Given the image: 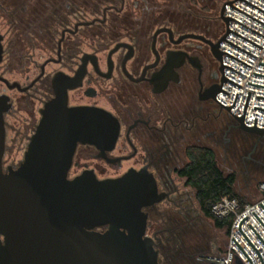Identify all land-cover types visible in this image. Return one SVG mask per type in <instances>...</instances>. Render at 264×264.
I'll return each mask as SVG.
<instances>
[{
  "label": "flooded vegetation",
  "instance_id": "1",
  "mask_svg": "<svg viewBox=\"0 0 264 264\" xmlns=\"http://www.w3.org/2000/svg\"><path fill=\"white\" fill-rule=\"evenodd\" d=\"M140 10L141 1L118 0L97 15L80 11L68 15L52 46L31 49L22 57L20 68L14 66V61L11 71L18 72L24 84L11 82H18L26 90H9L17 92L10 97L6 85L0 82L6 87L0 95H8L12 104L5 115L3 167L7 172L21 164L41 119L40 111L55 97V85L61 87L63 81L74 78L69 85L78 86L68 89V105L110 112L120 123V135L112 152L102 153L96 146L80 144L69 177L86 170L101 180L118 178L132 169L146 168L152 173L164 199L144 210L148 215L147 235L156 241L160 264H170L169 252L184 245L174 232L177 235L195 229L197 223L190 217L197 211L193 203L197 202L195 191L181 176L189 163L190 150L209 149V139L224 144V129L233 128L251 138L237 143L241 149L249 145L253 151L259 148L264 153V136L238 129L229 113L208 98L210 88L220 79L219 65L209 45L193 38L177 43L189 34L216 42L213 37L179 33L169 27L146 30L135 26L121 31L116 40H108L112 28L90 30L107 26L110 14L131 11L130 21L143 20ZM210 31L215 34L213 29ZM38 51L46 55L42 63L36 59ZM4 58L5 46L3 61ZM56 75L59 80L54 83ZM124 166L127 169L122 174L105 176L107 170L120 171ZM199 213L202 215L201 210ZM0 241L4 244L3 235ZM203 246L198 241L190 246L194 254L181 251L178 257L171 258L186 259L189 264H211V255Z\"/></svg>",
  "mask_w": 264,
  "mask_h": 264
},
{
  "label": "water",
  "instance_id": "2",
  "mask_svg": "<svg viewBox=\"0 0 264 264\" xmlns=\"http://www.w3.org/2000/svg\"><path fill=\"white\" fill-rule=\"evenodd\" d=\"M238 1L264 13L244 0L229 2L220 12L226 34L218 41L189 34L181 37L177 43L185 38H193L208 44L214 58L222 64L219 69L222 73V86L230 81L241 88L225 77V68L243 78L245 75L224 65L223 54L240 61L221 52L219 46L224 42L256 57L225 40L230 33L235 35L228 31L229 21L264 37L232 18L224 17V10L233 7L231 5ZM3 41L4 35L0 34V65L4 55ZM47 63L42 65L41 74ZM193 65L196 66L195 63ZM261 66L264 67V63ZM255 76L264 77L259 74ZM58 80L59 75H56L54 83ZM74 81L71 78L63 81L61 87L55 85V97L40 111L41 119L23 161L16 169L9 168L7 172L3 167L5 115L12 109V104L8 95H0V235L4 237V244L0 241V264H160L156 241L147 235L148 215L144 211L164 199L152 173L146 168L139 171L132 169L118 178L101 180L93 171L86 170L74 178L69 177L80 144L96 146L102 153L112 152L120 135V123L110 112L100 108L68 105V89L78 86L69 85ZM0 82L8 90H26L18 82H11L1 75ZM249 85L264 89L263 86ZM222 86H212L208 98L216 101L221 109L224 107L235 118L238 129L264 136V128H257L258 119H255L254 127L244 125L252 93L248 92L243 116L238 118L231 112L238 94L231 107L217 101L220 92L229 96ZM258 99L264 100L260 97ZM255 110L264 112L259 108ZM243 222L240 226L241 234L264 264L260 253L243 234ZM244 254L253 264L248 255ZM210 263L224 264L215 261Z\"/></svg>",
  "mask_w": 264,
  "mask_h": 264
},
{
  "label": "trees",
  "instance_id": "3",
  "mask_svg": "<svg viewBox=\"0 0 264 264\" xmlns=\"http://www.w3.org/2000/svg\"><path fill=\"white\" fill-rule=\"evenodd\" d=\"M115 1L118 0H0V17L8 27L5 34L3 62H7L10 71L14 61L16 63L14 66L20 68L22 57L26 56L31 49L46 50L53 45L68 15L78 11L86 15H97ZM129 1H141L140 12L143 20L130 21L133 17L131 11L110 14L107 26H95L90 30L101 31L110 27L108 30L112 28V32L108 34L107 39L116 40L121 31L131 30L135 26L146 30L169 27L179 33L208 34L209 37L218 41L224 32L222 31L219 35L218 22H221L224 30L220 11L230 0ZM210 29H213L215 34ZM188 156L189 163L182 170L181 176L187 179V184L195 191L203 216L213 220L217 228L226 229L229 234L231 219L216 218L212 215L211 209L223 198H237L242 205L247 204L235 190L236 175H225L222 172L217 164L215 153L210 148L192 149ZM187 231V233L184 232L186 234L179 233V238L184 245L193 247L192 240L194 241L195 236L191 235V239L188 238L190 242L186 239L187 237H183V234L184 236L191 234V230ZM182 260L184 261H180L179 264L188 263L186 259Z\"/></svg>",
  "mask_w": 264,
  "mask_h": 264
},
{
  "label": "built area",
  "instance_id": "4",
  "mask_svg": "<svg viewBox=\"0 0 264 264\" xmlns=\"http://www.w3.org/2000/svg\"><path fill=\"white\" fill-rule=\"evenodd\" d=\"M234 1L236 0H230L229 2ZM244 1L264 11V0ZM228 3H226L225 6ZM231 6L237 8L238 10L264 24V13L241 1H238ZM233 7H227L224 10L225 18L230 17L238 23L264 37V25L234 9ZM228 31L247 40L248 42L231 33L226 37L225 40L255 56L256 58H253L224 42L219 46V50L221 52L230 55L231 57L239 60L240 62L246 64L251 68L223 54L224 65L235 69L245 76L243 78L238 74L232 72L231 70L225 68V77L240 85L241 88L230 81L225 82L222 86V73L220 71V79L218 81V85L222 86V89L226 91L229 96L223 92H220L217 95V101L226 107H231L233 106L238 94L235 107L231 110V112L234 113L238 118H240L244 113L248 92L252 93L244 125L247 127H254V121L255 119H258L257 128H264V112L255 110V108L264 110V100L258 99V97L264 98V89L255 88L249 85L251 83L253 85L264 87V77L255 76V74L264 75V67L261 66V63H264V39L231 21H229ZM225 34L226 26L224 27L222 36H224ZM249 42L260 48L250 44ZM218 65L220 69L222 67V64L219 61ZM215 103L219 108H221V106L216 101ZM222 109L228 112L224 107ZM229 115L235 120V118L230 113ZM259 190L262 197L257 202L242 205L237 198H223L212 206V215L219 219H231V228L225 254L219 256H210V261L224 264H250V261L244 254L245 252L253 264H262L259 255L243 237L240 231V226L247 217V219L243 222L242 232L260 253L264 262V183H261L259 185ZM250 225L260 237L255 233ZM233 239L238 243V245L243 249L244 252L239 248V246Z\"/></svg>",
  "mask_w": 264,
  "mask_h": 264
},
{
  "label": "rangeland",
  "instance_id": "5",
  "mask_svg": "<svg viewBox=\"0 0 264 264\" xmlns=\"http://www.w3.org/2000/svg\"><path fill=\"white\" fill-rule=\"evenodd\" d=\"M217 26L220 30L219 35H221L222 31H224L221 22H218ZM7 29L8 27L6 22L0 17V34L5 35ZM5 44L6 42L4 41V45ZM45 58V54L39 51L37 52L36 59L39 63H42ZM1 65V75H3L9 81H19L20 83L24 84V80L18 72H12L9 70L7 62H3ZM5 88L6 87L4 84H0V94ZM6 93L10 97L17 95V92L15 91L10 92L9 90H6ZM23 115L25 116V114ZM224 131H226L224 135V144H222V142H220V144H215L211 141V139H209L207 146L214 151L217 164L222 172L225 175H236V192L245 200L246 203L257 202L262 197L259 190V185L264 183V153L259 148L253 151V147H249V145L246 149H241V144L237 143L251 139L247 137L246 134H242L233 128H225ZM125 169H127V166H124L120 171L109 169L107 170V175L105 176L122 174ZM73 172L76 173L78 170ZM192 199H194L193 195ZM193 203L195 204L197 211H194L190 217L193 220L197 219V223L195 225L196 228L191 229V234L184 236V234H186L188 231L184 233L183 237H187L186 239L188 240L191 235L195 236L194 241L192 240V244H197L198 241L203 243V249L208 251L209 256H219L223 254L226 251L229 238L227 230L217 228L213 220L208 219L204 217L203 214L201 215L199 213L200 209L198 207V203L195 200ZM175 235L176 231L174 232V236ZM178 235L179 234L176 236L179 238ZM184 246L185 247H183V245L178 246L177 250L175 252H169V255L176 258L181 251L186 254H194V252L191 251L193 248H190V246L186 245ZM180 261L182 262L184 260L178 258V261H174L171 257H169L170 264H179ZM166 264L168 263L166 262Z\"/></svg>",
  "mask_w": 264,
  "mask_h": 264
}]
</instances>
